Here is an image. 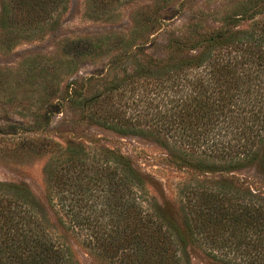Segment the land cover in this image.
<instances>
[{
    "label": "trees",
    "instance_id": "trees-1",
    "mask_svg": "<svg viewBox=\"0 0 264 264\" xmlns=\"http://www.w3.org/2000/svg\"><path fill=\"white\" fill-rule=\"evenodd\" d=\"M66 3H4L3 43L22 33L8 25L39 28ZM240 7L238 28L194 31L163 58L146 55L134 27L135 38L108 51L134 59L123 78L99 72L51 86L35 127L74 108L91 125L157 144L181 176L167 198L116 151L39 140L31 153L47 156V207L25 185L0 182V264H79L73 237L104 264H191V248L224 264H264V195L232 176L253 168L264 177V0ZM104 40L73 43L76 57H96ZM94 83L103 90L88 96Z\"/></svg>",
    "mask_w": 264,
    "mask_h": 264
},
{
    "label": "rangeland",
    "instance_id": "rangeland-1",
    "mask_svg": "<svg viewBox=\"0 0 264 264\" xmlns=\"http://www.w3.org/2000/svg\"><path fill=\"white\" fill-rule=\"evenodd\" d=\"M8 1L0 0V18L3 4ZM248 1L67 0L49 20L42 21L39 28L26 30L8 25L7 30L15 34L22 32L18 33L20 39L16 43H3L4 28L0 29V182L25 185L39 203L47 207L44 175L47 156L32 155V149L42 139H53L61 144L91 141L128 158L138 172L157 185L151 189L153 194L161 188L170 198L169 191L173 193L172 184L181 172L168 163L166 151L157 144L91 125L76 109L67 106L57 110L50 116L49 123L40 127L34 125L35 115L45 108L44 96L51 86L63 89L71 79L80 80L99 72L108 80L113 76L123 78L126 74L123 70H129L134 59L120 52L108 54L117 43L124 48L128 40L139 36L135 42L144 45L147 56L163 58L160 54H164L167 45L188 39L194 31L209 32L230 21L232 25L228 28L235 25L238 28L235 19L240 5ZM198 26L201 29H197ZM134 27L138 31L136 36ZM244 27L245 24L241 25ZM83 39L95 44L105 39L100 43L103 49L99 55L76 57L73 43L79 44ZM142 59L139 56L136 60ZM111 63L119 70L109 69ZM102 90L101 84L94 83L88 96ZM232 176L264 195V177L253 168L234 172ZM70 245L79 264H104L82 246L80 239L73 237ZM189 257L191 264H224L195 248L190 249Z\"/></svg>",
    "mask_w": 264,
    "mask_h": 264
}]
</instances>
